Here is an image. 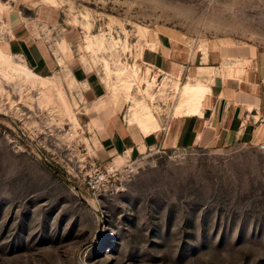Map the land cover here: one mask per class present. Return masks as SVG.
Here are the masks:
<instances>
[{
  "label": "rangeland",
  "instance_id": "1",
  "mask_svg": "<svg viewBox=\"0 0 264 264\" xmlns=\"http://www.w3.org/2000/svg\"><path fill=\"white\" fill-rule=\"evenodd\" d=\"M14 31L50 55L44 76L62 99L0 67V264H264V140L103 159L88 124L120 95L130 122L151 109L150 130L167 116L162 103L182 113L177 83L202 80L152 71L143 47L166 31L191 50L263 51L264 0H0L3 51ZM78 63L105 85L106 107L85 101ZM96 158L113 173L89 176Z\"/></svg>",
  "mask_w": 264,
  "mask_h": 264
},
{
  "label": "crops",
  "instance_id": "2",
  "mask_svg": "<svg viewBox=\"0 0 264 264\" xmlns=\"http://www.w3.org/2000/svg\"><path fill=\"white\" fill-rule=\"evenodd\" d=\"M15 32L4 43V51L22 56L35 74L49 77L44 73L53 66L50 55L37 41ZM157 36V47L144 46L139 60L152 71L160 70L175 78L202 80L209 89L201 99L199 111L175 114L173 103L164 111L167 116L160 127L145 133L128 120L129 115L126 118L124 96L111 99L113 107L107 106L105 112L99 113L94 110L88 122L98 137L96 154L99 158L126 153L130 159L152 150L222 147L237 141L264 140V133H258L264 125V50L247 44L208 46L204 52L201 48L191 50L166 31L157 32ZM70 70L83 87L89 106L96 99V108L106 107V88L98 75L81 63L71 65Z\"/></svg>",
  "mask_w": 264,
  "mask_h": 264
},
{
  "label": "bare ground",
  "instance_id": "3",
  "mask_svg": "<svg viewBox=\"0 0 264 264\" xmlns=\"http://www.w3.org/2000/svg\"><path fill=\"white\" fill-rule=\"evenodd\" d=\"M96 44L99 46V48H104L105 45V37H98L96 40ZM0 67L3 69V71H6L5 73L14 75L13 73L21 74L26 77V79H29L31 81L32 85H38L44 88L46 92L44 91V98L49 101L62 99L61 90L59 88V85L57 83H52L50 77H40L39 75L35 74L29 67L19 64L12 60L9 54L3 52L0 48ZM1 69V71H2ZM155 72H161L160 75H163V73L160 70H156ZM126 71H117V76L120 79V82H125L124 76ZM109 74V73H108ZM8 76V75H7ZM166 77V75H164ZM177 91H181L182 97L180 101L176 105V109L182 110L187 112H195L199 111V108L201 106V99L204 96L205 92L207 91V87L203 82H197L195 84L192 83H177L176 86ZM116 91V86L114 88V92ZM176 91V92H177ZM179 93V92H178ZM43 95V94H42ZM154 98V96H152ZM63 101V100H62ZM137 116H139L137 114ZM74 118V117H73ZM138 126H140L145 133L149 132L151 129V126H155L156 120L155 117L149 107L146 108V112L142 117H138L137 123Z\"/></svg>",
  "mask_w": 264,
  "mask_h": 264
},
{
  "label": "built area",
  "instance_id": "4",
  "mask_svg": "<svg viewBox=\"0 0 264 264\" xmlns=\"http://www.w3.org/2000/svg\"><path fill=\"white\" fill-rule=\"evenodd\" d=\"M162 105L164 107L159 104V106H161L164 109L165 108V104L162 103ZM170 105H172V104L170 103ZM157 115H165L164 110H162L161 113H159ZM175 148L178 149L179 147H174L172 149H175ZM181 148H184V147H181ZM92 165H93V168L87 173L89 176L92 174L91 171L93 172V175H95L96 178H98V179H103V178H105V175L113 173V171H109L108 169H106V173H104V171L102 169L100 170L99 166H98L99 163H98L97 158L92 161ZM89 181H92V179L89 178Z\"/></svg>",
  "mask_w": 264,
  "mask_h": 264
},
{
  "label": "water",
  "instance_id": "5",
  "mask_svg": "<svg viewBox=\"0 0 264 264\" xmlns=\"http://www.w3.org/2000/svg\"><path fill=\"white\" fill-rule=\"evenodd\" d=\"M47 160V159H46ZM47 163H49L51 166L56 167L52 162H50L49 160H47Z\"/></svg>",
  "mask_w": 264,
  "mask_h": 264
}]
</instances>
